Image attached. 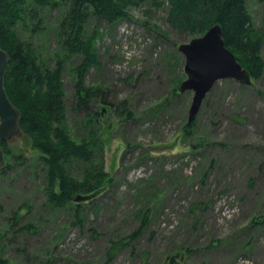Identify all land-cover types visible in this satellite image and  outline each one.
<instances>
[{
    "label": "rangeland",
    "instance_id": "1",
    "mask_svg": "<svg viewBox=\"0 0 264 264\" xmlns=\"http://www.w3.org/2000/svg\"><path fill=\"white\" fill-rule=\"evenodd\" d=\"M248 8L262 26L264 4L248 0ZM47 10L36 32L30 24L18 28L43 59L60 48V6ZM166 16L164 6L144 5L131 8L128 20L100 23L101 66L87 80L102 85L106 100L99 104L104 147L96 161L110 183L56 207L24 135L4 148L11 155L6 172L0 169V232L10 264H105L113 240L136 231L148 209L143 230L111 264H168L170 255L181 257L176 264H264V74L248 88L231 78L217 81L188 129L194 92L178 90L187 77L178 47L192 36ZM79 60L69 61L64 74L73 127L86 114L72 110L71 66ZM82 169L76 164L75 174ZM198 202L204 206L194 210Z\"/></svg>",
    "mask_w": 264,
    "mask_h": 264
},
{
    "label": "trees",
    "instance_id": "2",
    "mask_svg": "<svg viewBox=\"0 0 264 264\" xmlns=\"http://www.w3.org/2000/svg\"><path fill=\"white\" fill-rule=\"evenodd\" d=\"M260 1L264 4V0ZM54 4L61 9L57 31L60 48L43 59L39 47L33 41L23 40L18 28L19 25L28 28L30 24L31 32H36L41 15ZM144 5L149 8L164 6L166 23L192 37L220 24L227 47L249 70L253 80L264 74V24L258 26L254 22L248 0H0V46L10 56L5 87L21 112L23 138L33 153H38L36 160L42 162L46 177L45 191L56 207L73 202L77 194L98 191L113 180L102 162L96 161V155L104 147L103 131L99 128L104 113L99 104L106 100L102 85L88 83L87 76L92 68L101 66L96 47V41L102 34L100 23L106 21L114 25L128 20L131 8ZM38 17L40 19L36 22ZM91 19L95 21L92 28ZM146 26L153 27L148 23ZM152 29L160 39L167 38L168 34L162 28ZM76 56L80 60L71 66L75 77L72 110H84L86 114L76 118L73 127L68 115L64 74L67 63ZM253 86L254 82L244 85L247 88ZM128 114L133 116L129 108ZM193 122H187L188 129ZM7 145L8 141L2 142L5 157L11 155V150L4 149ZM6 162L0 166L4 173L8 168ZM78 163L83 165L81 175L74 172ZM203 206V202L192 204L194 210ZM149 211L146 210L136 231L120 240H113L105 264H111L116 252L138 237ZM15 217L19 218V212ZM260 222L253 220L254 225ZM3 238L0 232V264H10L4 254ZM180 260L181 257L170 255L168 264H176Z\"/></svg>",
    "mask_w": 264,
    "mask_h": 264
},
{
    "label": "water",
    "instance_id": "3",
    "mask_svg": "<svg viewBox=\"0 0 264 264\" xmlns=\"http://www.w3.org/2000/svg\"><path fill=\"white\" fill-rule=\"evenodd\" d=\"M178 48L185 58L184 69L187 75L181 82L179 90L194 92L188 123L195 120L204 99L217 81L231 78L245 85L253 83L249 70L227 47L220 24H215L205 33L181 43ZM9 61L8 52L0 46V166L5 162L2 142L20 140L23 136L20 125L21 112L11 101L5 87Z\"/></svg>",
    "mask_w": 264,
    "mask_h": 264
}]
</instances>
